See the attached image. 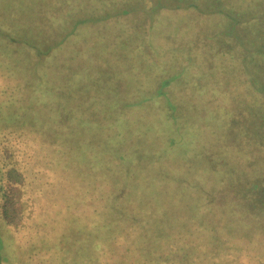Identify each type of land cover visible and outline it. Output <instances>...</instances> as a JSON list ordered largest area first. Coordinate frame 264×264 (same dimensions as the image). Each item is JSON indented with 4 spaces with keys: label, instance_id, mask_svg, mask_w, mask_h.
I'll use <instances>...</instances> for the list:
<instances>
[{
    "label": "rangeland",
    "instance_id": "374dc122",
    "mask_svg": "<svg viewBox=\"0 0 264 264\" xmlns=\"http://www.w3.org/2000/svg\"><path fill=\"white\" fill-rule=\"evenodd\" d=\"M11 1L0 0V73L13 69L17 75H10L9 80L17 84L19 81V85L14 89L7 88L6 83L3 84L4 73L0 75V166L8 167V176L3 174L0 188L10 191L15 215L10 223L0 221L1 253L5 257L2 264H20L22 259L24 264H74L77 257L73 252L55 246V238H62L61 233L67 231V221L62 220L64 217L71 220V225L77 227L78 235L82 237L76 243L85 245L90 235L97 232V226L99 231L113 228L106 221L107 215L115 213L119 224L125 225L128 230H135L134 244L141 251L143 245L148 244V232L153 229L152 220L147 214L149 209H156L154 212L161 217L163 211L166 213L168 210L165 208L173 206L176 215L184 208L182 212L196 216L202 206H208L209 200L213 199L212 205L217 202V199H211L208 192L217 193V186L223 182L229 183L226 177L223 178V172H217V166L221 164L217 159V122L220 124L223 115L229 110L221 88L222 75L227 68H232L249 78L243 69L248 68L246 60H249L252 52V49L242 47V41L233 36V29L229 27H232V16L238 17L234 30L244 37L246 43L264 49V0H142L145 8H134L130 14L109 17L111 20L97 17L87 23L79 22L78 30L85 31L86 38L80 39L72 34V45L85 46L86 42H95L97 50L86 54L76 50L73 52L69 48L70 57L66 60L63 56L55 58V54L46 58L38 50L25 51L11 42V33L1 27L16 21L18 25L31 27L25 31L28 38L39 34L47 38L39 42L40 47L44 43L55 47V25L52 21L55 19L57 2L16 0L20 7L16 11ZM91 3L96 4V1ZM30 5L36 7L30 10ZM217 6L220 9L218 12ZM226 9H230L227 11L232 14L231 17L226 15ZM27 14L30 17L24 18ZM36 24L39 32L35 35L32 32ZM84 26L86 28L83 29ZM73 27L76 29V26ZM228 29L230 31L226 32ZM80 62L87 65L85 73L99 71L101 94L107 98H104V108L116 98L122 103L162 96L155 103H151V100L139 108L140 114L148 112L147 117L153 119L156 131L151 134L162 135L155 154L154 151L151 153V150H146L142 156L136 152L138 156L135 157L132 148L138 137L137 130L124 137V148L121 140H106L107 152L111 153V157L103 166L107 163L112 166L107 172V175H115L111 185L98 181L86 183L90 178L83 174L87 172L55 170V140L47 139L42 132L47 112L43 113L49 107V102L55 100V107L60 112L64 111V105L67 108L74 107L73 104L69 105V98L65 96L73 93V86L70 87L68 83H71L74 75L82 72L80 78L84 76L81 70L84 68L77 66ZM17 65L19 71L15 70ZM263 67L262 64H255L256 74L260 75L261 80H264ZM64 77L69 80L66 84ZM29 82H33L32 90L28 86ZM56 83L60 84V89L55 88ZM169 95L172 101L185 106V114L181 110L182 115L177 118L179 123H170L169 113L173 107L170 103L166 104L163 98ZM29 101H34L32 108L26 107ZM91 107L93 105L88 101L84 111ZM31 110L37 112L36 122L24 113ZM49 112L55 113L53 108ZM162 112L165 121L160 115ZM207 115L209 122L214 120L209 132L205 130L209 125L205 123ZM17 117L27 135L11 132L15 128L13 120ZM28 119L37 131L30 133L33 127ZM88 123L92 124L93 121ZM24 126L27 128L24 129ZM3 133L7 134L3 136ZM68 139L70 154L65 161L69 166L74 168L76 161L93 163L95 155H91L87 149L91 144L96 146L95 143L86 141L87 138L78 141ZM237 140L233 138L237 143L240 141L238 144L242 150L229 151L226 155V159L248 171L237 172V175L249 173L250 180L257 175H264L263 161L254 158L250 150L254 140L245 136ZM73 142L78 143L76 147ZM43 144L48 145V150L42 148ZM95 148H99L98 145ZM79 149L85 152H79ZM48 151L47 158L45 153ZM155 157L166 164L164 172H147L153 167L158 169ZM47 159L50 166L48 162L43 164ZM135 165L144 167L134 172L132 166ZM188 165L190 168L187 171ZM95 169L104 171L103 167ZM113 169L115 172H110ZM96 173L104 174L105 171ZM74 181L80 183L76 186V192L71 190ZM228 185L230 189L224 190L229 195L233 185ZM140 198L142 209L132 210L128 202L135 199L139 201ZM92 216L98 220L91 222ZM99 216H104L103 220ZM134 225L137 227L134 228ZM200 230L196 234L201 235ZM181 234L179 231L177 237H183ZM113 241V255L105 250L98 259L99 264L115 258L118 253L125 263L132 264V257L125 255L122 250L125 248L124 235L121 239L115 237ZM86 252L87 258L80 260L84 264H92L90 257H93L94 252ZM123 255L128 258L125 259Z\"/></svg>",
    "mask_w": 264,
    "mask_h": 264
},
{
    "label": "trees",
    "instance_id": "16d2710c",
    "mask_svg": "<svg viewBox=\"0 0 264 264\" xmlns=\"http://www.w3.org/2000/svg\"><path fill=\"white\" fill-rule=\"evenodd\" d=\"M55 1L57 2V6H55V19L52 21L55 25V47L44 42V45L40 47L38 45L39 42L47 38L41 36V34L34 38H28L25 31L31 27H25L22 24L18 25L16 21L1 26L11 33L12 37L10 41L16 43L20 48H24L25 51L38 50L39 53L46 58L55 54V58L63 56L66 60L70 57L68 53L69 50L73 52L76 50L77 52L79 51L86 54L91 50H97L94 47L96 45L95 42H86L85 46H80L78 44L72 45L73 42L70 41L72 34H75V36H78L80 39L86 38V32L78 30L79 22L83 23L86 21L87 23L97 17L103 20H111L109 17L125 15L127 13L130 14V11L134 8H145V4L142 3V0H95L96 4L91 3L93 0ZM11 3H13L16 11L20 9L16 0L11 1ZM58 5L60 6L58 7ZM35 7L34 5L29 6L30 10ZM227 10L230 9H226V15L231 17L232 14ZM218 11H220V9L217 6V12ZM29 17L30 14H27L24 18ZM232 20V27H229L233 29L231 33L233 32V36L242 41V47H246L247 50L250 48L252 52L249 55L251 59L249 58V60H246L248 63V70L242 68L249 75V78L238 74L232 68H227L222 75L223 82L221 88L224 93V101H226V106L229 110L223 115L220 124L217 122V159L221 161L220 166H217V172H223V178L226 177L227 181L233 185L231 191H227L229 195L225 192V190L229 188V183L223 182V184H221L223 188L217 186V193L208 192L211 195V199H217V202L212 205L213 199L209 200L210 203L208 206H202L199 215L196 216L190 214V212H182L184 208L181 209V211L179 210L176 215V210L173 206L165 208L168 210L166 213L163 211L161 217L157 216L154 212L156 209H149L147 214L150 216V220H152L153 229L148 232L146 236V239L149 240L148 244H144L141 251L137 250L134 244V240L136 239L135 236H133L135 230H128L125 225L119 224L116 220L115 213L107 215L108 220L106 221L112 224L113 228H109L108 231H99L98 229L100 228L96 225L97 232L90 235V240H87V244L85 245L80 242L76 243L80 241L82 237L78 235L79 231L76 230L77 227L71 225V220L64 217L62 220H66L67 224L69 223L68 225L66 224L65 230L67 231L61 233L62 238H55V246L69 253L73 252L77 257V259L73 261L74 264H84L80 259L83 257L87 258V250L94 252L93 257H90V259L92 258V264H95V262L99 264L100 260L98 259H100L101 254L105 250L109 252V255H113V240L115 237L121 239L123 235L125 237V248L122 250L125 255H130L132 257V264H264V175H257L251 180L248 177L249 173L238 176L237 172L248 171L242 166L237 165L234 161L226 159V155L229 154V151H239V149H241L239 146L240 141L238 144L236 141H233V138L236 140L243 136L247 137V139L251 138L255 143L250 147V150L254 153V158L263 161L262 171L264 172V80H261L260 75L256 74L255 71V64L258 66L262 64L264 66V49L254 46L251 43H246L244 37H240L239 33H237L238 31L236 32L234 30V26L239 18L233 15ZM73 26H76L77 30ZM36 28L37 24L32 34L36 35L39 32ZM84 28H86V26H84L83 29ZM230 29L225 31L228 32ZM262 31L264 32V29ZM32 40H34V43ZM60 52L66 53L62 54ZM63 61L64 60L59 63ZM77 66L84 68L81 69L84 72L82 78H80L82 72L75 74L71 83L64 77L65 84L69 82V86H73V93L65 97L69 98V105L73 104L74 107L71 108L68 105L69 108H67L66 105H64L66 109L63 108L64 111L60 112L56 108L57 104L53 98V103L48 101L49 107L47 106L43 113L45 114L47 112L45 114V123L43 124L42 132L47 139L54 138L55 140V149H53L55 152V170L58 172L64 169L70 172H87L83 174V176L87 175L90 178L86 183L98 181L99 183L106 182L111 185L115 181V175H107V172H109L112 166L110 163L103 166V163L108 162L109 157H111V153L107 152L106 140H111V138L114 139V141L121 140L124 144V148L126 147L123 141L124 137L128 135L129 132L137 130L138 137L134 141V147L132 148L135 157L138 156L136 152L139 156H142L144 154L143 152L146 150H151V153L154 151L155 154V149L162 135H159L161 133L154 136L151 134L156 131L153 119L152 117L150 119L147 117L148 112H144L143 115L140 114L141 111L139 108L151 100V103H155L159 98H162V96L144 97L141 98L139 102L125 101L122 103H119L116 98L115 101L107 104L111 107L108 106L104 108V105H106L104 98H107L101 94L102 90L100 87H102V83L100 82L101 78L99 74H97L99 71L96 70L97 73L94 74H92L93 72L91 71L85 73L87 65L83 62L78 63ZM17 67L15 70L19 71V67ZM262 72L264 73V67ZM2 73H0V75H3V84L6 83L7 88L14 89L18 87L19 81L17 84L16 82L11 83L9 80L10 75H14V77L17 75L16 72H13V69L10 68ZM244 82L246 83L245 85H243ZM84 84H86V87H84ZM59 85L60 84L56 83L55 88H59ZM28 86H31L30 89L32 90L33 82H29ZM46 91L49 93L48 89H46ZM90 93L92 95L88 98ZM53 94V97H55V92ZM171 97L170 95L169 97H163L166 100V104L170 103L173 107V111H169V120L170 123H179L177 118L185 114V106L182 107L180 102L177 103L172 101ZM87 98L90 100H87ZM88 101L91 102L93 107L84 111V106ZM33 105L34 101H29L26 107L32 108ZM134 107H136L135 110H133ZM52 108L55 113L52 112L51 114L49 111H52ZM24 113L28 118L30 117L36 122L35 114H37V112L31 110L29 112L25 111ZM161 114L162 120L165 121L164 112L160 113V115ZM212 115L213 114H211V116ZM212 118L214 117L212 116ZM206 119L208 122L205 121V123H209V125L205 127V130L208 129L209 132V130H212L211 124L213 125L212 122H214V120L209 122L208 115ZM89 121H93V123L89 124ZM29 123L33 127L30 133L37 131L32 121L29 120ZM73 125H76V127H72ZM13 126L15 128L11 132L16 135L28 134L24 133L18 117L13 120ZM26 128L27 127L24 126V129ZM114 133L115 135H113ZM6 134L7 133H3V136ZM68 138L72 141L73 139L78 141L87 138L86 141L93 142L96 146L98 145L99 148H95L96 146L91 144L87 149L91 155H95L93 163L89 161L83 164L82 162L76 161L74 168L69 166L65 161L67 158L66 156L70 154L67 147V144L70 142ZM73 144L76 147L78 143L73 142ZM63 145H65V147H63ZM42 148L48 150V145L43 144ZM49 152L50 151L45 153L47 158L49 157ZM79 152L83 153L85 150L79 149ZM155 159L157 160V164H159L157 167L158 169L153 167L148 169L147 172H164L166 170V164L163 163L162 159L157 157H155ZM49 161L47 159L43 161V164H47L48 162L49 165ZM209 165H211L210 162ZM67 166L71 169H68ZM94 167H103L105 173L94 174V172H104ZM132 167L134 168V172H137L144 166L135 165ZM7 168L8 167L3 168V166H0V182H3V174L6 175V172H8ZM189 168L190 165L187 166V171ZM110 172L115 171L113 169ZM81 181H83L82 178ZM79 184L80 183L74 181L72 184L73 187L72 189L70 187V189L76 192V186ZM10 196V191H6L3 187L0 188V202L2 201L0 205V221L5 224L10 223L15 215ZM128 203L132 210L142 209L140 205L141 198L139 201L135 199V201H129ZM105 211L108 212V210ZM103 217L104 216L100 217V219L103 220ZM90 218L91 222L98 220L93 216ZM136 227L137 226L134 225V228ZM88 229L91 230L90 227ZM200 229L202 230V234H196ZM137 230L139 231L140 229ZM179 231L182 233L181 236L183 237H177ZM139 232L135 235L137 236ZM61 245H63V248ZM1 246L2 238L0 237V264L5 260V257L1 253ZM119 254L120 253L112 259H109L108 256L109 260L105 262L102 261L101 264H128V262L125 263L124 259L120 257ZM123 257L125 259L128 258V256L124 255ZM241 257L242 259H239ZM22 260L20 264H24Z\"/></svg>",
    "mask_w": 264,
    "mask_h": 264
}]
</instances>
